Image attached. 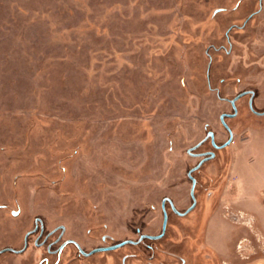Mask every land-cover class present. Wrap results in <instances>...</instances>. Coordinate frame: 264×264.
<instances>
[{"label":"rangeland","instance_id":"rangeland-1","mask_svg":"<svg viewBox=\"0 0 264 264\" xmlns=\"http://www.w3.org/2000/svg\"><path fill=\"white\" fill-rule=\"evenodd\" d=\"M252 107L264 0H0V264H264Z\"/></svg>","mask_w":264,"mask_h":264},{"label":"water","instance_id":"water-1","mask_svg":"<svg viewBox=\"0 0 264 264\" xmlns=\"http://www.w3.org/2000/svg\"><path fill=\"white\" fill-rule=\"evenodd\" d=\"M251 93V92H250ZM247 94V92H242V93H240V94H238V95H236L231 101H230V103H231V105L234 107V102L235 101H237L241 96H244V95H246ZM235 108H234V113L232 114V115H227V116H230V117H232V116H234L235 115ZM225 115H221L220 116V120L222 121V123H223V117H224ZM208 136H209V134H208ZM212 139V138H211ZM230 140H231V138L228 140V142L226 143V144H228L229 142H230ZM211 141H213V140H211ZM201 143H199L198 145H196L193 149H195V148H197L199 145H200ZM225 144V145H226ZM198 156H200V154L198 155ZM214 157V154L213 153H210V155H209V157H205V158H203L199 163H198V165L188 174V176L190 177V179H191V173L194 171V170H196L204 161H207V160H209V159H211V158H213ZM191 181H192V187H191V190H190V194H191V197H193V187H194V180H192L191 179ZM166 201V199H164L163 200V202L162 203H164ZM169 203H170V207H171V209H172V211L173 212H175L176 214H178V215H180V216H183L184 214H186L189 210H191L192 208H193V206H194V199H193V204L191 205V207L187 210V211H185V213H178L177 211H176V209L173 207V205L171 204V202L170 201H168ZM166 222H167V217H166V214L164 215V219H163V223H162V234L164 233V230H165V227H166ZM162 234H160V235H158V236H143V237H145V238H149V239H153V240H155V239H158V238H160L161 236H162ZM142 237V238H143ZM128 243V241H124V242H121V243H118V244H116V245H112V246H108V247H102V248H96V249H94V250H92L91 252H89V254H92V253H97V252H103V251H110V250H116V249H118V248H120V247H122L123 245H125V244H127Z\"/></svg>","mask_w":264,"mask_h":264},{"label":"flooded vegetation","instance_id":"flooded-vegetation-1","mask_svg":"<svg viewBox=\"0 0 264 264\" xmlns=\"http://www.w3.org/2000/svg\"><path fill=\"white\" fill-rule=\"evenodd\" d=\"M244 92H246V91H244ZM246 95H249V100H248V102H249V105H253L252 104V101H253V96H254V94H253V92H247V94ZM245 96V95H244ZM244 96H241V97H244ZM240 97V98H241ZM239 98V99H240ZM232 100V99H231ZM230 100V101H231ZM229 101V102H230ZM237 101H235L234 102V107L231 105V103H230V105L232 106V108H233V112H234V108H235V103H236ZM252 109H253V107H252ZM254 110V109H253ZM255 111V110H254ZM235 112H236V108H235ZM255 113L257 114V115H262V114H264V111H262V112H257V111H255ZM227 115H232V114H227ZM227 115H225L224 117H223V123H224V120L226 119V118H231L230 116H227ZM220 122H221V124L223 125V127H224V129L227 131V133L229 134V137H228V139L225 141V143L223 144V145H217L216 143L214 144V137H213V133L212 132H207L206 134V137H205V140L204 141H202V143L203 142H205L206 140H208V139H210V138H212L213 139V148L214 149H220V148H222L227 142H228V140L230 139V138H232L231 136H232V132L229 130V128L228 127H226L223 123H222V121L220 120ZM208 134H209V136H208ZM201 143V144H202ZM210 153H213L214 154V152L213 151H205V152H202V153H200V156L202 157L201 159H203V158H205V157H209V155H210ZM196 155V154H195ZM198 156V155H197ZM212 159V158H211ZM210 160V159H209ZM55 231H50V233H48L47 234V238L50 236V235H52L53 233H54ZM145 238V237H144ZM58 240L56 239H53V243H56ZM141 241V240H140ZM139 241H137V243H138ZM70 242L69 241H65L62 245H60V247L58 248V250H56L55 251V253H60L61 252V250H62V248L65 246V245H67V244H69ZM136 243V242H135ZM128 245L129 244H134V242H132V241H128V243H127ZM52 245V244H51ZM126 245V244H125ZM7 251H9V250H7ZM14 252V251H13ZM81 252V255L82 256H84V257H89L90 256V254H89V252L88 253H86V252H83V251H80ZM54 253V252H53ZM54 253V254H55ZM126 258V257H125Z\"/></svg>","mask_w":264,"mask_h":264}]
</instances>
